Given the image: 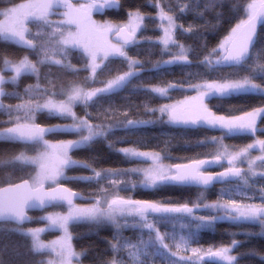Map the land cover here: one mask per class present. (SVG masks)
<instances>
[{
	"label": "snow or ice",
	"instance_id": "snow-or-ice-1",
	"mask_svg": "<svg viewBox=\"0 0 264 264\" xmlns=\"http://www.w3.org/2000/svg\"><path fill=\"white\" fill-rule=\"evenodd\" d=\"M150 2L157 13L122 0H3L0 38L24 49L23 58L3 55L0 63V110L8 117L2 123L9 125L0 128V140L22 145L19 154L0 156V165L11 169L0 176V225H15L0 226V234L17 232L30 238V244H4L0 264H84L85 259L88 264H264V244H251L264 237V0H204L203 5L189 0L183 6L173 0ZM186 11L205 22L193 21L185 29L178 16ZM209 12L214 23L207 19ZM150 27L163 33L158 44L142 35ZM177 34L200 43L185 47ZM213 40L217 43L210 46ZM144 45H162L161 57L169 59L150 60L152 47ZM165 65L192 70L176 84L141 81L147 71L163 74ZM54 67L58 72H52ZM25 75L36 83L21 92ZM124 92L172 102L145 104L148 119L130 118L138 106L130 101L118 105L114 99ZM174 92L193 94L173 99ZM237 97L245 102L224 103ZM44 115L71 122L47 125L40 120ZM148 125L216 130L220 135L196 140L195 146L206 149L196 156L172 157L167 148L116 149L139 161L129 168H97L101 157H73L99 143L114 148L117 140L123 142ZM119 131L125 135L118 136ZM58 134L75 138L48 139ZM239 134H250V142H226ZM172 159L185 162H165ZM217 167L222 170H212ZM74 169L90 174L69 175ZM82 182L89 185L87 194L69 186ZM216 184L221 185L219 195L209 200ZM168 186H195L197 195L184 202L127 195ZM34 209L46 215L33 217L29 213ZM33 220L43 227L26 228ZM220 221L244 227L226 230L227 243L202 244L201 231L215 230ZM82 222L95 226L104 248L90 243L76 249L71 229ZM105 227L113 230L110 238L100 236ZM127 229L131 236L124 235ZM46 232L59 235L45 241ZM241 233L246 240L235 239ZM246 243L250 246L240 251Z\"/></svg>",
	"mask_w": 264,
	"mask_h": 264
},
{
	"label": "trees",
	"instance_id": "trees-1",
	"mask_svg": "<svg viewBox=\"0 0 264 264\" xmlns=\"http://www.w3.org/2000/svg\"><path fill=\"white\" fill-rule=\"evenodd\" d=\"M25 0H14L15 3H21ZM122 2L126 3L127 5H141L142 10L146 13H157L159 11L158 8L154 7L150 0H122ZM160 3H164L165 0H159ZM174 3L180 4L183 6L184 4L188 3L189 0H173ZM204 0H201V5H203ZM0 7H3V0H0ZM129 10H133L129 8ZM97 17L100 18L101 14H97ZM121 19L125 17H119ZM207 19L211 20L213 23L215 22V15L214 13L209 12L207 14ZM193 21H197L198 23H204L203 19L197 20L194 12H185L184 15L178 16V23H183L185 29L190 26V23ZM235 21H233L234 24ZM159 21L157 20V24ZM227 25H225V28ZM227 31L223 32V35H226ZM138 35H141L138 33ZM143 36L149 37L153 40L154 44H158L156 40L157 37L161 36V30L158 27H150L147 31L142 33ZM222 38V36L220 37ZM176 39L179 40L180 43L184 44L185 47H195L200 41L196 40L192 37L182 36L177 34ZM217 43L216 40H213L210 46H215ZM145 48L152 47V45H144ZM23 49L24 46L17 45L13 42H6L2 38H0V63H2V56L9 55V58H23ZM163 51L162 45L158 47H152V55L150 56V60L155 61L158 59H169L167 55L161 57V52ZM178 51V50H174ZM134 54V52L132 53ZM143 59V56L141 57ZM203 57L201 56L200 59ZM191 59V56H190ZM73 63H77L76 59H73ZM150 63H146V68H151ZM165 72L161 74L157 71H147L144 75L140 78L141 81L145 85H159L164 86L162 83L163 80H166L169 83L176 84L183 81L185 74L187 71H191L192 69H185L182 68L181 65H165ZM203 69H201L202 71ZM53 73L58 72L57 68L52 69ZM71 78V77H68ZM36 80L34 77L30 76H22L19 89L23 92V89L27 87L28 84H34ZM98 86V85H97ZM191 95L192 93H180L174 92L172 93L173 99H182L184 95ZM128 97V101L124 99V97ZM116 104L122 105L127 102H132L138 106V112H133L130 115V118H139L142 117L144 119H148L151 115L144 111V105L147 104L148 107H155L159 104L169 103L172 101L162 99L156 95H146L143 93L131 95L130 93L124 92L120 93L119 96L114 97ZM5 103H17L19 101L5 99ZM244 99L237 97L232 98L229 101H225V104L232 103V104H239L244 103ZM250 103L255 104L254 100H251ZM125 110V109H122ZM78 115H83L82 111L77 108L76 109ZM7 115L0 110V128L7 127L9 125L2 123V121L7 120ZM41 122L47 125H56V124H66L70 123V120H64L55 116L49 117L44 115L40 118ZM167 134V135H165ZM118 136H124L125 133L123 131H119L117 133ZM205 135L214 136L220 135V133L216 130H205V129H189L187 131L183 130L179 127L174 126H167V125H148L141 128L137 131L134 135H129L128 139L120 142L117 140L115 142L114 148H109L106 143H99L93 145L91 148L88 149H79L73 153V157L76 159H89L92 156L101 157L98 163L94 164V167L101 168V167H114V168H129L136 166L139 161L134 158H128L123 155V153L117 151L116 149L122 147H134L137 150H145V151H157L161 152L165 148L167 151L171 153L172 157H185V156H196L197 153H202L206 151L203 147L195 146V141L198 139H203ZM138 137H143V141H138ZM75 137L71 134H58L55 136H49L48 139L53 141L58 139H74ZM115 139V138H113ZM186 141L191 143H186ZM228 143H236V144H243L250 142V134H239L237 136L229 137L226 141ZM22 150L21 142L19 141H4L0 140V156L5 155H15L19 154V151ZM203 158V157H201ZM171 163H183L184 160L181 159H172ZM11 171L10 168L0 165V176H3L6 172ZM80 174H90L85 170L81 169H74L69 172V175H80ZM133 179L137 177L133 176ZM3 186V185H0ZM70 187H73L75 190L84 192L87 194V190L89 185L86 183H79V184H70ZM221 185H215L208 193L209 200H215L220 192ZM134 199H164L170 198L173 202H184L191 198L192 200L195 199L197 195V190L195 187L190 186H168L166 188H162L159 190H146V189H137L133 192L128 193ZM60 210V209H57ZM43 212V211H42ZM42 212H33L31 215L33 217L38 218V215ZM207 214V213H205ZM43 225L42 223L33 220L29 224L25 226H32L38 227ZM5 229H12L15 227L13 224H6L0 225ZM244 227V225H237L228 221H220L216 224L215 230L212 229H205L201 231V243L205 246L210 244H216L217 246L220 242L227 243L230 239L226 230L237 231L239 228ZM95 226L88 222H82L77 226L73 227L71 230L74 235L73 244L76 249L79 251L81 246H87L90 243H94L97 245L98 248H104L105 242L99 239L94 234ZM54 233H44V237L47 238L48 236L54 235ZM76 233L83 234L82 239L75 238ZM113 234V230L110 227H105L100 230V236L102 237H111ZM125 236H131L132 230L127 229L124 232ZM237 240H246V237L243 233L237 235L235 237ZM4 244L9 245H23L27 246L30 244V238L25 239L20 233L17 232H8L6 235L0 234V247ZM251 244L261 245L264 244V237H255L251 241ZM248 243L245 244L244 247L240 249V251H244L245 248L249 247ZM26 250V249H25ZM40 257L37 256L36 259ZM84 264H88V261L85 259ZM243 264V262H242Z\"/></svg>",
	"mask_w": 264,
	"mask_h": 264
},
{
	"label": "rangeland",
	"instance_id": "rangeland-1",
	"mask_svg": "<svg viewBox=\"0 0 264 264\" xmlns=\"http://www.w3.org/2000/svg\"><path fill=\"white\" fill-rule=\"evenodd\" d=\"M25 2V1H24ZM21 3H23V2H21ZM96 18L97 19H100V18H98L97 16H96ZM163 33H162V31H161V35H162ZM193 94V93H192ZM140 151H145V150H140ZM166 162V161H165ZM212 170H214V171H216V170H220V168H215V169H212ZM50 211L52 210V209H49ZM57 210V209H56ZM57 211H59V210H57ZM44 215H46V213L43 211L42 213H40L39 215H38V218L39 217H42V216H44ZM26 228H35V227H32V226H25ZM38 227H43V225H41V226H38ZM57 235H59V233L58 232H56L54 235H50V236H48L47 238H45L44 237V234H42V239H44L45 241H48V240H53V239H55L56 238V236Z\"/></svg>",
	"mask_w": 264,
	"mask_h": 264
},
{
	"label": "water",
	"instance_id": "water-1",
	"mask_svg": "<svg viewBox=\"0 0 264 264\" xmlns=\"http://www.w3.org/2000/svg\"><path fill=\"white\" fill-rule=\"evenodd\" d=\"M215 169V168H214ZM220 170H222V169H220ZM220 170H216V171H220ZM216 185H220V184H216ZM4 186V185H3ZM190 187H195V186H190ZM75 190V189H74ZM76 191H78V190H76ZM33 212H42V210H39V209H34V210H31L30 211V215L33 213ZM32 216V215H31ZM30 223V222H29ZM29 223H26V224H29ZM25 224V225H26Z\"/></svg>",
	"mask_w": 264,
	"mask_h": 264
},
{
	"label": "flooded vegetation",
	"instance_id": "flooded-vegetation-1",
	"mask_svg": "<svg viewBox=\"0 0 264 264\" xmlns=\"http://www.w3.org/2000/svg\"><path fill=\"white\" fill-rule=\"evenodd\" d=\"M97 14H99V13H97ZM97 14H96V16H97Z\"/></svg>",
	"mask_w": 264,
	"mask_h": 264
}]
</instances>
